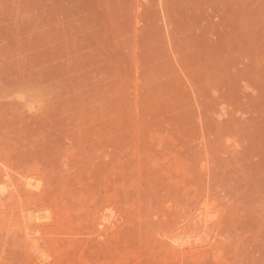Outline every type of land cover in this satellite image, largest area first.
I'll list each match as a JSON object with an SVG mask.
<instances>
[{
	"label": "rangeland",
	"instance_id": "374dc122",
	"mask_svg": "<svg viewBox=\"0 0 264 264\" xmlns=\"http://www.w3.org/2000/svg\"><path fill=\"white\" fill-rule=\"evenodd\" d=\"M1 168L0 264H264V0H0Z\"/></svg>",
	"mask_w": 264,
	"mask_h": 264
},
{
	"label": "bare ground",
	"instance_id": "6f19581e",
	"mask_svg": "<svg viewBox=\"0 0 264 264\" xmlns=\"http://www.w3.org/2000/svg\"><path fill=\"white\" fill-rule=\"evenodd\" d=\"M0 170H1V171H0V174L2 175V176L0 175V177H3V174H4V176H5V173H4V171L2 170V168H1ZM2 171H3V173H2ZM7 175H8V174H7ZM9 176H10V175H8V177H9ZM6 177H7V176H6ZM8 177H7V178H8ZM3 178L5 179V177H3ZM9 178H10V177H9ZM4 179H3V180H4ZM8 181H9V182H8ZM1 182L3 183V181H1ZM1 182H0V191H1V192H5L6 189L9 188V186L7 185L8 188H6V185H5V184H2ZM5 182H6V184H7V182L10 183V180L7 179V180H5ZM17 183H18V182H17ZM17 183H16V184H17ZM26 183H27V186L29 187V189H24V190H30V188L33 187L31 181H30V182H26ZM10 184H11V183H10ZM17 185L20 186V184H17ZM21 185H22V184H21ZM24 185H25V187H26V184H25V183H24ZM15 186H16V185H15ZM34 186L36 187V185H34ZM11 187H12V184L10 185V188H11ZM17 187H18V186H17ZM28 187H27V188H28ZM22 188H23V187H22ZM37 188H38V187H36V189H37ZM13 189H14V188H13ZM16 189L19 190V188H16ZM16 189H15V190H16ZM33 189H35V188H32V190H33ZM36 189L34 190V192L37 191ZM10 190H11V189H9V190H7V191H10ZM22 190H23V189H22ZM24 190H23V191H24ZM32 190H31V191H32ZM31 191H30V192L27 191L26 193L32 195L33 192L31 193ZM6 193H7V192H6ZM9 193H10V192H9ZM9 193H8V194H9ZM11 193H13V192L11 191ZM11 193H10V194H11ZM37 193L39 194V192H37ZM37 193L35 192L36 196L38 195ZM8 194H7V195H8ZM28 194H25V195H28ZM35 194H34V195H35ZM0 195H2V193H0ZM4 195H5V194H4ZM10 196H11V195H10ZM6 198H7V197H6ZM8 198H9V197H8ZM12 198H13V197H12ZM31 198H32V197H31ZM1 199H2V198L0 197V200H1ZM15 199H16V198H15ZM34 200H35V199H34ZM1 201H2V200H1ZM41 206H42V205H41ZM100 207H102V206H100ZM100 207H99V208H100ZM38 208H39V207H38ZM103 208H104V210H106V209H105V205H104V207H102V211H101L102 213H101V214H104V212H103V211H104ZM94 209H95V207H94ZM25 210H26V209H25ZM30 210H31V209H30ZM30 210H29V211H30ZM98 210H100V209H98ZM27 211H28V210H27ZM35 212H36V211H35V209H34V212H33V213H34L35 215H33V217H34L35 221H36V222L43 223V222H41V221H42V219H43L44 217H43V216H40L39 214L37 215ZM39 212H40V211H39ZM96 212H97V211H96ZM24 213H25V212H24ZM27 213H28V212H27ZM29 213H30V212H29ZM31 213H32V212H31ZM106 213H108V214H106ZM106 213H105L106 215L104 214V215H105L104 217H103V216L101 217V218H103L104 223L101 222V223H102V224H101V223L99 222V221H101V220H98V225L101 224V226L104 227L105 222H110V221H111L110 219H112V216H111L112 213H110L109 211L106 212ZM109 213H110V214H109ZM93 214H94V213H93ZM93 214H92V215H93ZM205 214H206V221H207V220L211 221L212 218H210L206 212H205ZM29 215H30V214H29ZM95 215H96V213H95ZM95 215H93V217H91V218H94V220L96 219V216H95ZM113 215H114V214H113ZM19 216H20V215H19ZM27 216H28V215H27ZM94 216H95V217H94ZM204 216H205V215H204ZM210 216L212 217V215H210ZM99 217H100V216H99ZM20 218H21V217H20ZM18 219H19V218H18ZM25 219H26V218H25ZM25 219H24V220H25ZM31 219H32V217H31ZM99 219H100V218H99ZM20 220H21V219H20ZM32 220H33V219H32ZM48 220H49V219H48ZM91 220H93V219H91ZM94 220H93V221H94ZM26 222H27V221H26ZM31 222H32V221H30V223H31ZM95 222H96V220H95ZM207 222H208V221H207ZM207 222H206V223H207ZM20 223H21V222H20ZM30 223H28V225H27L26 223H24V224L27 225L26 228L24 229V231H26V233L28 232L27 234H29V232H35V234H36V233H41V231H42L41 227L43 228V225L40 226V225H38V224H40V223H36V224H35L34 222H33V223H34L35 225H29ZM33 223H32V224H33ZM90 223H91V222H90ZM48 224H49V223H48ZM92 224H93V223H92ZM19 226H21V225H19ZM22 226H23V225H22ZM44 226H45V225H44ZM95 226H96V224H95ZM48 227H49V226H48ZM101 228H102V227H101ZM40 230H41V231H40ZM45 230H46V229H45ZM38 231H39V232H38ZM99 231H100V230H99ZM175 231H176V230H175ZM178 231H179V230H178ZM46 232H47V230H46ZM48 232H49V231H48ZM183 232H184V231H183ZM23 233H24V232H23ZM43 233H44V232H43ZM49 233H50V232H49ZM176 233H177V232H176ZM30 234L34 235L33 233H30ZM30 234H29V235H30ZM180 234H182V233H180ZM174 235H175V234H173V236H174ZM176 235H177V234H176ZM187 235H188V234H187ZM30 236H31V235H30ZM35 236H36V235H35ZM178 236H179V235H178ZM185 236H186V235H185ZM185 236H184V237H185ZM32 237H34V236H32ZM36 237H37V236H36ZM187 237H190V236H187ZM30 238H31V237H30ZM37 238L39 239V237H37ZM190 238H191V237H190ZM197 238H198V237H197ZM197 238H195V239H197ZM199 238H200V237H199ZM34 239H36V238H34ZM175 239H176V238H175ZM175 239L173 240L174 242H175ZM179 239H181V238L179 237V238H178V241H180ZM32 240H33V239H32ZM39 240H40V239H39ZM181 240H182V241L180 242V244H182V245H186V244H188V242H189V238H188V239H187V238H182ZM34 241H35V240H34ZM36 241H38V240H36ZM178 241H176V242H178ZM39 242H40V241H39ZM191 242H192V241H190V244H191ZM194 242H195V241H194ZM33 243H34V244H33ZM33 243H32L33 245L31 244V246H30V245H29V246L31 247V250L37 252V250L41 247V244L38 243V242H37L38 244H37V243L35 244V242H33ZM172 243H173V242H172ZM173 244H174V243H173ZM194 245H196V244H194ZM39 246H40V247H39ZM179 247H180V246H179ZM173 248H174V247H173ZM180 248H183V247H180ZM175 249H177V248L175 247L174 250H175ZM179 250H181V249H179ZM182 250H183V249H182ZM38 251H39V250H38ZM34 253H35V252H34ZM40 253H41V252H40ZM40 253L37 252L38 255H36V253H35V255H36V256H39ZM42 258H43V257H42ZM37 259L40 260L41 258H37ZM41 260H42V259H41ZM41 260H40V261H41ZM45 260H46V259H44V261H45ZM42 261H43V260H42ZM44 261H43V262H44ZM38 262H39V261H38Z\"/></svg>",
	"mask_w": 264,
	"mask_h": 264
}]
</instances>
